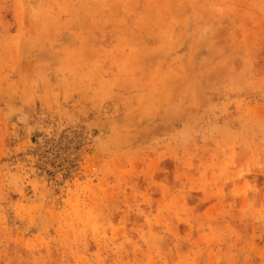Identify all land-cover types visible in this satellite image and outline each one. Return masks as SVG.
Returning <instances> with one entry per match:
<instances>
[{"label": "rangeland", "instance_id": "obj_1", "mask_svg": "<svg viewBox=\"0 0 264 264\" xmlns=\"http://www.w3.org/2000/svg\"><path fill=\"white\" fill-rule=\"evenodd\" d=\"M0 264H264V0H0Z\"/></svg>", "mask_w": 264, "mask_h": 264}]
</instances>
